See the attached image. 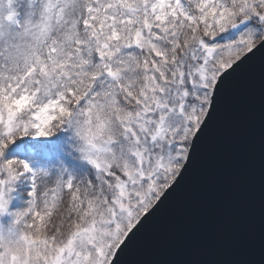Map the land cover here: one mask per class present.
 Returning <instances> with one entry per match:
<instances>
[{
    "label": "snow or ice",
    "instance_id": "snow-or-ice-1",
    "mask_svg": "<svg viewBox=\"0 0 264 264\" xmlns=\"http://www.w3.org/2000/svg\"><path fill=\"white\" fill-rule=\"evenodd\" d=\"M253 49L264 0H0V264H112Z\"/></svg>",
    "mask_w": 264,
    "mask_h": 264
},
{
    "label": "water",
    "instance_id": "water-1",
    "mask_svg": "<svg viewBox=\"0 0 264 264\" xmlns=\"http://www.w3.org/2000/svg\"><path fill=\"white\" fill-rule=\"evenodd\" d=\"M257 51L221 76L183 169L112 264H264V56L249 60Z\"/></svg>",
    "mask_w": 264,
    "mask_h": 264
}]
</instances>
